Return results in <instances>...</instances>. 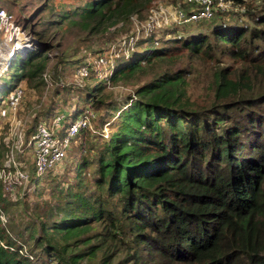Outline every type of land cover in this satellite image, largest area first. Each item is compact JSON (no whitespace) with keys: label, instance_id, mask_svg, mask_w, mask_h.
<instances>
[{"label":"trees","instance_id":"obj_1","mask_svg":"<svg viewBox=\"0 0 264 264\" xmlns=\"http://www.w3.org/2000/svg\"><path fill=\"white\" fill-rule=\"evenodd\" d=\"M77 2L48 22L87 38L133 23V15L147 18L153 3ZM174 3L190 9L185 0ZM249 9L251 25L220 13L163 28L121 51L115 64L125 61L109 82L136 86L108 136L99 111L117 107L90 85L99 70L57 89L73 105L52 116L73 114V121L91 109L98 133L80 130L61 172L30 180L16 198L3 197L0 184V264H264V0ZM170 31L175 36L165 38ZM33 33L41 46L12 61L16 84L46 86L54 49L59 65L75 63L74 72L85 62L46 41L45 29ZM203 80L204 97L193 99L192 83ZM13 88L0 83L5 97ZM9 143L0 140V166Z\"/></svg>","mask_w":264,"mask_h":264},{"label":"rangeland","instance_id":"obj_2","mask_svg":"<svg viewBox=\"0 0 264 264\" xmlns=\"http://www.w3.org/2000/svg\"><path fill=\"white\" fill-rule=\"evenodd\" d=\"M152 7H154L156 4H162L170 7H174V0H152ZM173 1V2H172ZM77 0H0V7H4L14 13L16 16L17 22L19 25L23 27L27 32L35 35L33 31L35 30H43L45 29V38L48 42H53L54 44L61 45V48L59 51H67V56H71V60L78 61L85 59L84 61H87L89 57L90 61L94 62L93 56H96L100 54V49H103L101 52H107L111 59L113 67H100L98 72L95 73H101V77L97 74V78L91 79V86H95L98 88V95L103 96L107 99H113L114 102H112V105L114 104L117 107V110L111 106L109 110L101 109L99 113L101 115L105 116V124H104V133L105 136H108L112 133L114 130V122L116 121V117L119 115V112L128 109L130 106V102L132 99L130 98L133 96L134 93V87L131 85H114L112 82H109V77L111 76L113 70L117 67L116 65L118 63H123L125 61L124 58H121L120 60L116 61L115 59L121 55L120 50L123 49V46L127 45V41L129 38L134 34H141V36L137 37L138 39L145 37L144 29L145 26L148 23V15L147 19L142 22V25H137L134 23H129L127 25L118 24L116 26L110 27L109 29L97 34L92 35L91 37H83L85 34H83L78 29H68L66 25L60 27L57 23L53 22L51 20L50 22V16L51 15H59L60 11L62 9L72 7L74 5H77ZM262 3V0H239L237 5H234V7H231L230 16L237 19L240 23H246L251 25V19H250V7L254 8L257 5H260ZM151 7V8H152ZM43 8H49L47 11L40 12ZM160 18V17H159ZM145 23V24H144ZM144 24V25H143ZM168 25H163V22H160L156 28H153L154 32H158L159 30L163 28H168ZM169 27H175V26H169ZM179 28V27H177ZM150 31V30H149ZM175 31H170V34L168 33L165 35V38H169L175 36ZM143 35V36H142ZM38 40L39 38L35 36ZM40 41V40H39ZM138 42V40L134 41L131 40V42L128 44L126 49H128L131 46H135V44ZM41 43V41H40ZM40 48V46L38 47ZM10 51V49H7ZM142 50V45L137 46L135 50L130 52L131 58L136 56L140 51ZM56 52L57 49L52 50V52ZM111 53V54H110ZM28 54V53H27ZM91 54V55H90ZM0 56H4L3 54H0ZM5 57V56H4ZM58 55H55L54 57L50 58V62L48 65L47 70L44 73V77L46 79V86L43 85L42 87H36L34 85H30L27 81L18 82L16 84L17 79V69L13 65L8 71L5 72L4 76L2 77V83H9V85L16 86V85H22L26 88V96L21 103L20 107L17 110V119H23L27 123L25 124L24 129L27 128V134L28 136L34 133V129L36 127V124L40 120H44L46 123L51 124L52 122V115L54 114V110L58 108L63 109H71L73 105V101L71 98L65 102V100L57 94V89L62 86L63 83H83L81 79L75 77L74 73V66L70 65V62H66L63 65H59L58 63ZM0 62H2V58H0ZM111 64V65H112ZM5 65V64H3ZM2 64L0 66H3ZM201 70H204L202 67H200ZM2 69V68H1ZM96 69V68H95ZM109 69V70H108ZM101 70V71H100ZM147 74H143V79H148ZM60 78V79H59ZM59 79V80H56ZM144 81V80H142ZM142 81H139L138 84L141 85ZM56 82H58V86L56 85ZM192 82V81H191ZM203 81L199 83H192L189 93L192 95L193 99H199V97H204V86ZM62 88V87H61ZM60 89V88H59ZM60 91H62L60 89ZM4 96L3 93L0 92V99ZM5 97V96H4ZM4 99V98H3ZM1 104V103H0ZM86 107H91L90 104H83ZM82 105V106H83ZM55 106V107H54ZM54 108V109H52ZM79 109V108H77ZM91 110V109H89ZM50 113V114H48ZM114 115L113 122H108L111 118V116ZM97 116V115H96ZM74 115L71 114L67 119H65V122L60 127V135H63L65 130L69 127L70 123L72 122ZM13 118V113L7 112L4 117H0V140L3 141V138L6 137V140H11L8 136L10 134L11 125L10 121ZM96 119V118H95ZM94 132L98 133V129H95L94 126ZM30 132V133H29ZM9 150L6 151L5 156L7 154L6 160H8V156L11 155V149L13 147L12 140L8 144ZM8 152V153H7ZM22 156H26V162L29 164L30 167V180L32 182L36 181V170L33 166V151L28 150L24 153H22ZM5 158H3L4 160ZM5 160V161H6ZM65 160V159H64ZM65 161L62 162L58 167H56L55 171L52 173H58L61 172V170L64 168ZM10 164V162H8ZM75 164H73L74 167ZM73 167H71V171H73ZM31 183V182H30ZM46 181L41 180L39 185L45 186ZM30 193L33 196L32 190L33 185L31 186ZM25 190H19V194L24 193ZM31 198V196H29ZM17 209L22 210L23 206L20 204H17Z\"/></svg>","mask_w":264,"mask_h":264},{"label":"built area","instance_id":"obj_3","mask_svg":"<svg viewBox=\"0 0 264 264\" xmlns=\"http://www.w3.org/2000/svg\"><path fill=\"white\" fill-rule=\"evenodd\" d=\"M238 1L185 0L186 4L190 6L189 10L185 9L181 4H174V7L156 4L150 8L147 25H144L145 23L143 24L145 26L143 35L148 37L154 33L153 28H156L160 22H163V25H168L167 27L181 26L189 22L210 20L220 13H231L233 11L230 8L237 5ZM131 19L133 23L142 25L141 23L147 18L141 19L138 15H133ZM141 34L132 35L127 41V45H124L123 49L120 50V53L124 51L128 54L129 50L135 46H131L128 49L126 47L131 40H138L137 37L141 36ZM39 46H41L40 41L19 25L14 13L4 7H0V54L5 56H0L3 59L0 65L5 64L0 66V83L3 75L9 70L14 59L25 57L27 53L38 49ZM7 49H10V51ZM49 54L50 57H54L58 53L51 51ZM93 58L94 62L90 61L92 58L89 57L87 61L75 70V77L83 81L91 74L92 69L113 67L114 65L107 52L100 53L93 56ZM25 96L26 88L22 85H16L2 100L0 107L1 117H4L8 111L13 113L12 120H9L11 130L10 134H8L12 140L13 147L11 149V155L8 156V160L0 166L2 196L6 198H16L19 190H27L31 182L30 167L26 162V156H22V153L28 150L33 151V166L36 170V180H39L45 173L62 164L68 155L74 137L80 130L89 128L95 131L93 120L96 118V113L93 110L87 109L81 117L70 123L63 135H60L59 132H61L60 127L63 125L66 117L64 114H56L52 116L51 124L46 123L44 120L38 121L33 131L34 133L28 136L27 128L29 126L24 129L25 124L27 125L25 120L17 119V110ZM1 220L3 225H6L8 222L7 217L3 213L1 214ZM1 245L13 250V247L7 246L4 242H1Z\"/></svg>","mask_w":264,"mask_h":264}]
</instances>
